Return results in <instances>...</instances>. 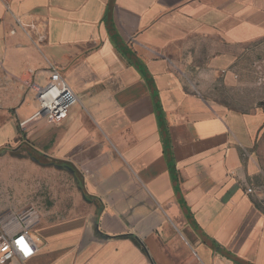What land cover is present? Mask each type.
Instances as JSON below:
<instances>
[{
	"label": "crops",
	"instance_id": "1",
	"mask_svg": "<svg viewBox=\"0 0 264 264\" xmlns=\"http://www.w3.org/2000/svg\"><path fill=\"white\" fill-rule=\"evenodd\" d=\"M49 63L83 107L53 125ZM258 67L264 0H0V152L34 126L87 203L5 264H264Z\"/></svg>",
	"mask_w": 264,
	"mask_h": 264
},
{
	"label": "rangeland",
	"instance_id": "2",
	"mask_svg": "<svg viewBox=\"0 0 264 264\" xmlns=\"http://www.w3.org/2000/svg\"><path fill=\"white\" fill-rule=\"evenodd\" d=\"M256 73L253 76L256 86L264 89V73L261 74L259 67ZM259 96L257 107L262 112V120L253 151L264 173V93ZM82 110L81 103L75 101L68 109L69 119ZM25 128L22 145L13 152H0V213H20L31 209L34 212V226L30 234L34 237L35 226L85 213L87 203L76 175L63 167L61 160L50 156L45 144L34 142V126Z\"/></svg>",
	"mask_w": 264,
	"mask_h": 264
},
{
	"label": "built area",
	"instance_id": "3",
	"mask_svg": "<svg viewBox=\"0 0 264 264\" xmlns=\"http://www.w3.org/2000/svg\"><path fill=\"white\" fill-rule=\"evenodd\" d=\"M48 72L46 85L34 86L38 109L31 118H44L49 124H57L67 117L68 109L75 103L76 96L52 63L48 65ZM27 120L20 122V126ZM246 192L255 193L256 189L247 187ZM33 226L34 212L31 209L20 213H0V264L13 258L24 262L35 254L38 238L34 239L30 234Z\"/></svg>",
	"mask_w": 264,
	"mask_h": 264
},
{
	"label": "trees",
	"instance_id": "4",
	"mask_svg": "<svg viewBox=\"0 0 264 264\" xmlns=\"http://www.w3.org/2000/svg\"><path fill=\"white\" fill-rule=\"evenodd\" d=\"M61 165H62L63 167H65V168H67L68 170H70V169H71V168L69 167V165H68V164L61 163Z\"/></svg>",
	"mask_w": 264,
	"mask_h": 264
}]
</instances>
